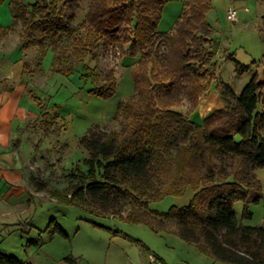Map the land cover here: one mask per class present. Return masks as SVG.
<instances>
[{
    "label": "trees",
    "instance_id": "trees-1",
    "mask_svg": "<svg viewBox=\"0 0 264 264\" xmlns=\"http://www.w3.org/2000/svg\"><path fill=\"white\" fill-rule=\"evenodd\" d=\"M2 0H0L1 2ZM168 0H90L84 19L74 28L79 0H10L12 22L0 25V38L20 28V44L38 50L41 59L53 53L51 71L68 75L61 48L70 38V56L78 64L94 58L99 49L126 52L130 45L139 59L131 70L133 95L120 101L113 119L118 131L92 130L79 139L87 152L85 171L70 177L57 201L100 214H123L126 202L138 205L124 218L152 230L175 221L185 242L213 261L225 264H264V227L244 221L249 207L264 199L257 170H264V69L236 95L226 82L216 85L221 106L208 111L201 123L190 117L199 109L215 70L208 46L213 30L206 21L211 0H184V10L173 30H159ZM260 33L264 34V15ZM231 59L230 55H226ZM249 66L235 62L242 75ZM113 69L103 74L102 85L88 93L110 98L116 92ZM34 98V101H37ZM186 114L177 109L184 103ZM58 115L41 114L40 124L50 127ZM193 191L190 202L166 212L149 204L167 196ZM243 203L241 220L234 205ZM95 224V223H93ZM97 225V224H95ZM20 231L25 234V226ZM45 230L67 237L51 219ZM65 264H78L72 255ZM0 264H31L0 252Z\"/></svg>",
    "mask_w": 264,
    "mask_h": 264
},
{
    "label": "rangeland",
    "instance_id": "rangeland-1",
    "mask_svg": "<svg viewBox=\"0 0 264 264\" xmlns=\"http://www.w3.org/2000/svg\"><path fill=\"white\" fill-rule=\"evenodd\" d=\"M34 1L25 0L29 4ZM89 1L79 0L76 18L71 22L72 28L84 19ZM9 2L10 0L0 2V25L4 27H8L12 22ZM211 6L208 21L213 27V34L208 48L214 53L216 66L212 71L214 74H211L213 78L210 87L203 95L202 101L210 100L216 95V85L221 81L228 83L234 93L239 95L254 75L262 77L264 68V34L259 31L261 18L264 15V0H211ZM229 7L237 12L236 22H230L226 18V10ZM183 10L182 0H168L162 9L159 30L171 33L175 21ZM20 32V28H17L14 33L0 38V59L5 55L3 59L13 62L9 59V54L14 55L19 51L20 62L14 64L15 70L14 67L11 68L13 72L15 71L13 79L23 86L24 98H28L31 103L32 97L38 99L34 103L39 106V116L34 118L30 113V120L24 125L18 120L15 121V128L18 126L23 132L18 130L19 137L22 135L21 154L28 163L25 171L31 179L34 177L36 180L33 179L35 184L26 188L29 186L39 188L45 199L44 202L42 198L34 199L32 210L34 215L29 217L34 225L29 237L36 240L35 243L28 241V236L21 242L19 232L10 233L9 239L6 236L0 249L12 251L23 259L27 255L21 245H30L33 254H36L37 245L46 246L54 253L66 251L68 255L75 248L84 255L83 258L80 257L79 264H86L87 257L104 258L114 254H118L122 261L132 264H148L151 254L165 264H225L213 261L203 255L194 244L183 241L176 232L175 221L167 220L166 224L158 225L155 227L156 230H152L146 224L129 223L124 218L116 217L115 215L118 214L112 218L109 214L91 212L74 204L57 201L54 192H63L70 177L85 171L84 159L88 154L79 145V139L96 127L105 131L120 130L122 123L115 121L113 117L118 102L128 101L133 95L130 73L139 59V54L132 53L130 45L125 46L126 52L123 53L112 49H99L94 58H85L83 63L78 64L70 56L71 40L67 38L61 48L64 55V64L61 67L71 70L72 73L61 75L51 71L53 53L48 50L41 59L37 49L25 48L20 44ZM225 54L230 55L231 59ZM17 62L16 60L14 63ZM235 62L249 66V69L242 75H237L234 72ZM0 67L4 68L0 69V75L3 71L9 73V65L4 66L0 61ZM109 69L114 70L117 80L115 94L106 99L90 95L88 90L102 85L103 74ZM2 79L0 77V83L4 88L12 87L9 78L2 77ZM221 105L219 103L217 107ZM187 108L188 105L184 101L177 110L186 114ZM45 111L52 116H59L50 127L40 124L41 114ZM190 119L195 123H201L202 120L197 114ZM7 156L13 162L19 161L18 153H9ZM38 164L41 166L38 167ZM257 173L264 187V170H258ZM262 191L264 195V189ZM192 195L193 191L187 188L183 195L167 196L162 200L151 202L149 207L152 210L166 212L172 206L187 205ZM137 206L126 202L122 209L123 214L118 216L125 217L130 211L136 210ZM242 208V202L235 203L234 209L239 221ZM249 209L252 218L244 222L251 226L264 227V199L256 205L251 204ZM51 219L64 229L69 239L57 233L50 234L45 230ZM24 222L22 225L26 226ZM34 258L41 257L34 256Z\"/></svg>",
    "mask_w": 264,
    "mask_h": 264
},
{
    "label": "crops",
    "instance_id": "crops-1",
    "mask_svg": "<svg viewBox=\"0 0 264 264\" xmlns=\"http://www.w3.org/2000/svg\"><path fill=\"white\" fill-rule=\"evenodd\" d=\"M183 1L184 0H182V3ZM208 20L209 19L207 13L206 21L211 26ZM261 25L259 26V29ZM211 28L213 30L212 26ZM3 57L5 58L6 56L2 55L1 56L2 60L0 59V61H2V65L4 66L9 65V73L8 72L5 73L3 71V74L0 75V77L1 79L2 77H4L5 79L9 78V80H11L12 87L4 88L3 84L0 83V246H2V243L6 240V236L8 237L10 233L15 234L17 232L21 234L20 235L21 236L20 239L22 240L21 242H23L24 237L28 236L29 238L28 241L35 243L34 241L36 240L29 237L32 230L34 229V225L31 223L32 219H29V217L30 215H34L33 214L34 212H32L34 208V204H33L34 199L42 198V202H44L45 199L44 194L41 192V190H39V188L36 189L31 186H29V188H26L28 185H31L33 183L35 184L36 180L34 177H32L31 179V176L29 177L28 172L25 171L27 170L26 168L28 163L26 162L25 157L21 154L20 137L22 135L19 137L20 133H18V130L19 132H22V130L20 127L18 128V126L15 128V121L18 120L20 124L23 123L24 125L27 121L30 120L31 117L30 113H32L34 118L38 117L39 106H36L37 104L34 103L36 102L34 101V98L36 97H32V99H30L32 100V103L29 101L28 98L23 97L22 94L23 86L19 85L17 81L13 79L15 75V71L13 72V70H15L14 64H19L20 62L19 59H21L20 58L21 55L19 51L17 53H14V55L9 54V59H12L13 62L10 60L8 61L7 59H3ZM16 60L18 62L14 63L16 62ZM11 68L13 70H11ZM0 69L2 70L4 68L0 67ZM3 80L4 79H2V81ZM219 103L221 105V99L218 93H216V95H214L213 98L210 100L202 101L201 99L198 111L193 113L191 117L194 114H197L199 119H203L204 115L211 108H216L219 105ZM16 150H18V152H16ZM9 153L12 154L18 153L19 161L17 162L11 161L7 156ZM40 166L41 165L38 164V167ZM257 175L258 173L256 172V177L258 179ZM33 179L35 181H33ZM263 189L264 187L262 184V190ZM22 222H24V224L26 225L25 229L28 230L26 231L25 234L21 233L20 231V226L22 225ZM79 228L80 226L77 228V230H79ZM67 237H68L67 239H69L68 234ZM32 245L35 246L34 244ZM21 246L24 247L25 249L24 252L27 255L26 258H23V260L29 261L31 262V264H65L63 258L68 255V252L66 251L65 252L58 251L54 253L49 248L43 245L41 246L37 245L36 254H33V250L31 249L30 245H21ZM0 252L6 254H13V255L15 254L12 251L7 252L6 250L3 249H0ZM69 255H72L73 257L77 258L78 264L80 257L81 258L84 257L83 253L80 250H76L75 248ZM34 256H38L41 258L35 259ZM86 259L88 260L86 264H132L127 261L125 262L122 261L120 256L118 257V254H114L113 256L111 255L110 257H104V258L87 257Z\"/></svg>",
    "mask_w": 264,
    "mask_h": 264
},
{
    "label": "built area",
    "instance_id": "built-area-1",
    "mask_svg": "<svg viewBox=\"0 0 264 264\" xmlns=\"http://www.w3.org/2000/svg\"><path fill=\"white\" fill-rule=\"evenodd\" d=\"M226 18L230 22H236L237 21V12L236 10H233L232 8H228L226 10ZM148 264H165L161 260H159L157 257L154 255H149V262Z\"/></svg>",
    "mask_w": 264,
    "mask_h": 264
}]
</instances>
